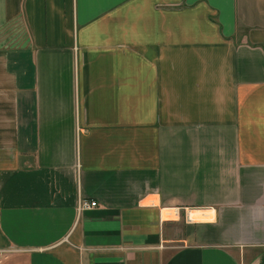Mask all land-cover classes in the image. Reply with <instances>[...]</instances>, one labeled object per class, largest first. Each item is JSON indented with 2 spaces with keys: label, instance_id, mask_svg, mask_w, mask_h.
Wrapping results in <instances>:
<instances>
[{
  "label": "crops",
  "instance_id": "obj_1",
  "mask_svg": "<svg viewBox=\"0 0 264 264\" xmlns=\"http://www.w3.org/2000/svg\"><path fill=\"white\" fill-rule=\"evenodd\" d=\"M0 264H264V0H0Z\"/></svg>",
  "mask_w": 264,
  "mask_h": 264
},
{
  "label": "built area",
  "instance_id": "obj_2",
  "mask_svg": "<svg viewBox=\"0 0 264 264\" xmlns=\"http://www.w3.org/2000/svg\"><path fill=\"white\" fill-rule=\"evenodd\" d=\"M97 205H98L97 202H93V201L90 202L87 200H82L79 204V211L92 209V208H95ZM189 219H190V217H189Z\"/></svg>",
  "mask_w": 264,
  "mask_h": 264
}]
</instances>
